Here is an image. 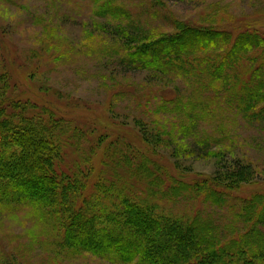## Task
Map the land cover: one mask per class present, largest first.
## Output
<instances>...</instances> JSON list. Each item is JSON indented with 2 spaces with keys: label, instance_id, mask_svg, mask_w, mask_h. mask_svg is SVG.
<instances>
[{
  "label": "rangeland",
  "instance_id": "rangeland-1",
  "mask_svg": "<svg viewBox=\"0 0 264 264\" xmlns=\"http://www.w3.org/2000/svg\"><path fill=\"white\" fill-rule=\"evenodd\" d=\"M114 1L128 18L101 16V0H0V71L11 82L5 94L8 111L19 106L13 99H29L38 106L33 111L47 118L50 113L42 112L47 107L61 119L63 128L58 121L53 126L63 132L57 159H66L67 171L76 158L85 160L84 166L92 160V189L98 181L112 187V180H118L112 162L127 153L131 159L145 153L158 178L144 174L138 181L123 178L120 187L126 185L147 198L157 212L201 216L225 229L230 238L229 231L246 219L247 199L264 194V103L244 108L243 96L233 89L235 82L226 84L228 70L237 67L238 78L244 79L260 75L264 53L243 49L240 43L233 47L239 55L229 65L233 41L226 48L208 49L193 56L194 65H187L190 80L179 73L182 70L129 67L125 57L135 52L137 37L132 33H152L144 38L160 39L182 31L179 21L223 28L235 36L264 35V0ZM214 70L218 75H211ZM181 101L185 106L179 110ZM236 161L254 167L253 180L225 178L231 175L227 167L236 169ZM118 173L128 174L123 169ZM210 178L218 179L225 190L238 188L232 197L223 196L222 203L202 194L200 187L173 194L180 181L205 185ZM92 189L88 188L84 204L95 201ZM75 194L77 199L84 196ZM58 204L63 206L56 211L67 217L65 198ZM43 217L33 202L0 204V264H133L112 255L67 249L62 216L58 228Z\"/></svg>",
  "mask_w": 264,
  "mask_h": 264
},
{
  "label": "trees",
  "instance_id": "trees-1",
  "mask_svg": "<svg viewBox=\"0 0 264 264\" xmlns=\"http://www.w3.org/2000/svg\"><path fill=\"white\" fill-rule=\"evenodd\" d=\"M101 1V16L112 14L117 19L128 18L121 6L113 4L114 0ZM177 25L182 27L184 34L176 35L182 32L178 30L154 40L144 38L152 33H132L137 41L135 52L127 53L125 57L127 65L142 70H182L179 73L185 74L190 80V68L187 65H194L197 58L193 56L208 49H217L220 45L226 48L233 41L229 49V65L238 57L239 52L233 47H238L240 43L243 49L259 48L264 53V35L261 33L235 36L229 30L214 26H190L180 21ZM162 46H166L165 52H161ZM262 64L264 67V62ZM218 72L214 70L211 75L216 76ZM228 72L230 76L226 84L229 87L235 82L233 89L240 91L243 96L241 104L244 108L256 105L259 101L264 103V71L248 79L238 78L237 67L229 68ZM260 79L263 82H259ZM0 89L5 90L3 95L0 93V204L10 207L33 202L44 213L43 219L51 220L57 228L62 216L63 229L65 227L62 238L67 249L112 255L109 257L116 261L133 264H264V194L258 193L247 199L249 207L245 212V221L239 222V228L229 231L230 238H227L229 233L225 229L221 230L218 225L201 216L191 218L157 212L155 207L149 205L147 198H141L142 195H137L125 184L126 190L120 187L123 178L126 181H138L141 174L158 178L151 171L152 162L145 153L138 152L132 159L131 155L127 157V153L126 158L120 157L112 162V170L118 180L116 177L112 180V187L104 181H98L92 189V160L86 162V166L90 164L91 167L87 168L89 174L84 178L85 160L76 158L67 171L64 169L68 166L66 159H57L58 147L60 151L63 144V132L53 126L58 121L63 128L62 120L47 107L42 111L50 113L47 118L33 111L38 106L29 99H13L12 103L19 106L12 105L13 111H8L6 102L9 99L5 94L10 92L11 82L3 77L1 71ZM20 99L23 100L21 96ZM179 104V110L185 106L182 101ZM127 148L131 152L130 143ZM236 162V169L227 167V174L231 175L225 178L242 182L253 180L254 167L243 161ZM118 169H123L129 175L120 176ZM137 169L142 173H136ZM203 183L205 185L180 181L173 188V194L181 196L189 188L200 187L202 194L214 196L217 203H222L226 195L232 197L233 190L238 188L231 186L225 190L216 178L206 179ZM88 188L92 189L95 201L84 204ZM69 190V195H66ZM77 192L84 196L77 199ZM63 198L67 217L64 214L60 216L59 211H56V207L63 206L58 204L63 202ZM223 233L226 237H223Z\"/></svg>",
  "mask_w": 264,
  "mask_h": 264
}]
</instances>
